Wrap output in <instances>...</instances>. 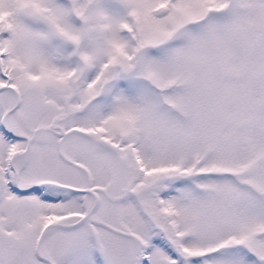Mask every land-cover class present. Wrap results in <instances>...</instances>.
I'll return each mask as SVG.
<instances>
[{"label": "snow or ice", "instance_id": "1", "mask_svg": "<svg viewBox=\"0 0 264 264\" xmlns=\"http://www.w3.org/2000/svg\"><path fill=\"white\" fill-rule=\"evenodd\" d=\"M0 264H264V0H0Z\"/></svg>", "mask_w": 264, "mask_h": 264}]
</instances>
